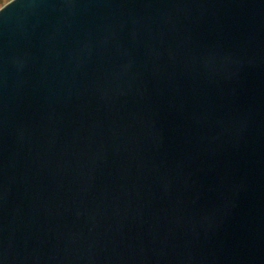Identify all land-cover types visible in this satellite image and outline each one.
Here are the masks:
<instances>
[{
  "label": "water",
  "instance_id": "1",
  "mask_svg": "<svg viewBox=\"0 0 264 264\" xmlns=\"http://www.w3.org/2000/svg\"><path fill=\"white\" fill-rule=\"evenodd\" d=\"M0 264H264V0L1 7Z\"/></svg>",
  "mask_w": 264,
  "mask_h": 264
},
{
  "label": "rangeland",
  "instance_id": "2",
  "mask_svg": "<svg viewBox=\"0 0 264 264\" xmlns=\"http://www.w3.org/2000/svg\"><path fill=\"white\" fill-rule=\"evenodd\" d=\"M10 0H0V8L6 5Z\"/></svg>",
  "mask_w": 264,
  "mask_h": 264
},
{
  "label": "snow or ice",
  "instance_id": "3",
  "mask_svg": "<svg viewBox=\"0 0 264 264\" xmlns=\"http://www.w3.org/2000/svg\"><path fill=\"white\" fill-rule=\"evenodd\" d=\"M12 5H9V7H11ZM6 11V10H5Z\"/></svg>",
  "mask_w": 264,
  "mask_h": 264
}]
</instances>
